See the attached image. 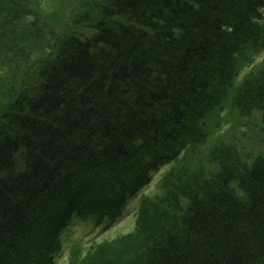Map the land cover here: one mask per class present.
Returning <instances> with one entry per match:
<instances>
[{"label": "trees", "instance_id": "16d2710c", "mask_svg": "<svg viewBox=\"0 0 264 264\" xmlns=\"http://www.w3.org/2000/svg\"><path fill=\"white\" fill-rule=\"evenodd\" d=\"M263 9L0 0V264H52L75 213L114 218L178 160L132 230L68 264H264V149L221 137L204 159L196 151L229 97L244 118L259 114L264 139Z\"/></svg>", "mask_w": 264, "mask_h": 264}, {"label": "rangeland", "instance_id": "374dc122", "mask_svg": "<svg viewBox=\"0 0 264 264\" xmlns=\"http://www.w3.org/2000/svg\"><path fill=\"white\" fill-rule=\"evenodd\" d=\"M47 11H53L58 4L66 9L76 0H42ZM20 3H22L20 1ZM67 12V11H66ZM264 12V9H263ZM69 15V12H67ZM0 25H3L0 20ZM89 32V30H84ZM264 59V47L257 52L253 63L258 65ZM255 65V66H256ZM254 67V66H253ZM247 66L242 69L241 74L250 69ZM234 106L232 98L229 97L224 108L219 113L218 125L214 131V123L211 134L196 149L197 159H204L209 149L219 142V138L225 140L236 141L239 150L242 152L259 151L264 149L263 123L258 113L250 118H244L237 110L233 111ZM187 151L182 157L190 155ZM181 157V158H182ZM178 160L169 164H165L161 169L155 171L150 176L148 182L138 192L132 193L126 202L122 205L119 213L114 218L106 217L100 222L94 219L75 213L69 220L61 235L60 247L55 251L52 264H68L70 253H85L95 243L111 239L119 234L126 233L134 228L137 212V204L144 195L156 194L158 183L162 175L172 166L179 165ZM139 206V205H138Z\"/></svg>", "mask_w": 264, "mask_h": 264}]
</instances>
